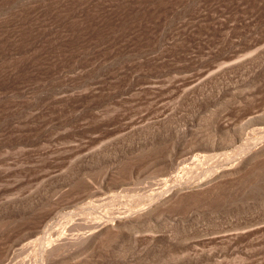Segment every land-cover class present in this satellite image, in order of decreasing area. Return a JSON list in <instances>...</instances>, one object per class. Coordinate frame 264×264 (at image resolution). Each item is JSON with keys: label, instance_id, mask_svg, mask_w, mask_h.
Returning a JSON list of instances; mask_svg holds the SVG:
<instances>
[{"label": "rangeland", "instance_id": "obj_1", "mask_svg": "<svg viewBox=\"0 0 264 264\" xmlns=\"http://www.w3.org/2000/svg\"><path fill=\"white\" fill-rule=\"evenodd\" d=\"M0 264H264V0H0Z\"/></svg>", "mask_w": 264, "mask_h": 264}]
</instances>
